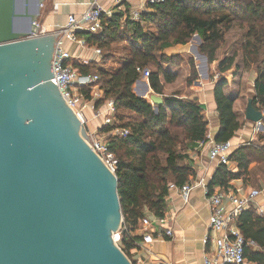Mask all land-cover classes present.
Wrapping results in <instances>:
<instances>
[{
  "label": "trees",
  "instance_id": "obj_1",
  "mask_svg": "<svg viewBox=\"0 0 264 264\" xmlns=\"http://www.w3.org/2000/svg\"><path fill=\"white\" fill-rule=\"evenodd\" d=\"M123 17V13L104 17L100 33H79L90 47L104 53V63L114 59V43L129 41L130 57L123 66L109 72L97 69L93 63L85 66L74 61L73 67L82 74L99 76L104 98L96 102V108L108 100L116 107L114 124L100 130L110 134L109 149L118 161V194L126 228L121 233V249L133 264H138L133 252L143 239L136 235L141 220L148 212L159 218L166 216L171 186L182 188L196 175L185 164L188 151L208 137L209 123L199 101L183 98L181 90L166 93V88L180 78V72L171 67L179 68L185 63V57L170 53L171 49L184 50L198 34L202 40L199 52L209 64L219 61L220 78L215 83L214 97L220 129L215 140L229 142L243 127L246 109L236 108L239 96L227 92L229 82L221 75L240 69L239 57L246 70L252 69L257 74L251 98L257 110H264V0H165L153 6L151 12H143L140 22H133L127 15L123 26ZM129 26L134 29L133 37L128 34ZM231 33L240 35V44H230ZM227 48L233 54L225 53L220 59L219 53ZM188 63L190 75L186 86L190 88L199 80V74L193 57ZM145 71L149 73L153 92L163 96L164 103L157 106V111L133 92L134 84ZM243 84L239 82L240 90ZM83 93L90 100V90L83 89ZM118 128L128 130L129 134L111 135ZM230 161L237 163L238 172L220 165L208 185L211 192L217 187L228 189L233 180L249 175L252 163L264 162V148L255 145L239 148L230 155ZM237 226L246 242L253 241L261 248L253 250L247 246L246 259L264 264V217L250 208L240 214Z\"/></svg>",
  "mask_w": 264,
  "mask_h": 264
},
{
  "label": "water",
  "instance_id": "obj_2",
  "mask_svg": "<svg viewBox=\"0 0 264 264\" xmlns=\"http://www.w3.org/2000/svg\"><path fill=\"white\" fill-rule=\"evenodd\" d=\"M45 1L0 0V264H133L117 176L51 81L62 34L39 35ZM245 118L264 120L252 98Z\"/></svg>",
  "mask_w": 264,
  "mask_h": 264
},
{
  "label": "crops",
  "instance_id": "obj_3",
  "mask_svg": "<svg viewBox=\"0 0 264 264\" xmlns=\"http://www.w3.org/2000/svg\"><path fill=\"white\" fill-rule=\"evenodd\" d=\"M99 4L106 11L115 13H123V26L126 22V17L132 10L138 9L143 12H151L152 8L147 7L146 0H46L40 17V34H52L58 27L64 26L67 23L69 16L79 18L84 14L92 4ZM130 37L134 36L132 26L128 28ZM197 40V44H191ZM201 38L196 34L184 50L171 49L172 54L181 53L185 57V63L177 68L171 67L173 71L180 72V78L174 85H169L166 88V93H173L181 90L183 98H195L204 110V115L209 123L208 136L215 140V137L220 129L219 114L214 97L215 83L204 80L201 68L198 66L197 56H200L206 61L208 70L218 71L219 61L209 65L206 56L199 52ZM66 47L75 56V62L81 65L91 66L93 63L97 69L115 72L120 69L125 61L130 57V42H117L112 45V54L114 59L104 63V53L97 55L95 46L87 49L79 48L75 44L66 42ZM194 57L196 67L199 74V80L192 87L186 86V79L190 75V66L188 59ZM146 72V71H145ZM219 73V72H218ZM257 74L253 70L252 80H250L249 91H247L248 101L253 95L254 81ZM230 86V84H229ZM234 94L227 89V92L233 96H239L236 101V108L243 99V94L246 92L243 88L236 90ZM133 92L140 98L146 99L152 105L150 96L155 94L151 89L149 79L144 75L138 80L133 87ZM249 92V95H248ZM163 98V96H162ZM86 101V100H85ZM154 106V105H153ZM155 111L157 107L154 106ZM247 108V107H246ZM84 113L87 119L88 130H98L104 127V108H98L96 115L89 109L88 105L84 106ZM96 109V105H95ZM264 112V110L262 111ZM103 125V126H102ZM102 126V127H101ZM264 122L254 124L246 120L243 127L235 133L231 142L233 154L239 148L247 145L259 146L264 148ZM210 148L208 145H198L193 150L188 151V158L185 164L190 166L196 173L195 177L190 180L195 187L187 199L183 198L180 188L174 187L170 189L168 197V208L164 218L166 224L155 225L154 242L151 244H138V250L133 252V259L138 264H204V256L206 245L204 240L210 234V217L211 210L205 194V188H208L213 176L217 172L220 165L217 161L210 158ZM232 172H238V165L231 161L228 167ZM174 186V185H173ZM209 189V188H208ZM222 189L217 187L214 189ZM227 192L234 193L240 197L245 196L251 190H259V196L251 203L250 208L254 209L258 215L264 217V162H254L250 166L249 175L242 179L233 180L228 189H223ZM167 230L173 231V237L165 236ZM256 250V249H253ZM247 264H255L247 260Z\"/></svg>",
  "mask_w": 264,
  "mask_h": 264
},
{
  "label": "built area",
  "instance_id": "obj_4",
  "mask_svg": "<svg viewBox=\"0 0 264 264\" xmlns=\"http://www.w3.org/2000/svg\"><path fill=\"white\" fill-rule=\"evenodd\" d=\"M165 0H146L147 7L152 8L155 5L164 3ZM142 11L132 10L128 17L133 22L141 21ZM113 12L106 11L102 6L95 3L82 14L79 18L69 16L67 23L64 26L58 27L52 34L46 35H61L55 42V47L52 56V73L54 78L51 79L59 88L62 97L75 112L76 116L84 125L89 140H86L90 148L97 154L104 165L113 173L116 174L118 161L114 153L109 149V145L99 138L96 131L87 129V119L85 117L83 103L85 95L83 89L94 90V86L99 81L98 75H86L80 73L73 67L75 56L67 49L66 42L75 44L79 48L87 49L89 44L86 39L79 36L80 32L100 33L103 31V18L111 17ZM95 53L101 55L102 51L96 49ZM146 77H149L148 72H144ZM116 115V107L112 100L107 102V115L104 120V126H112ZM129 131L121 129L117 136H127ZM208 145L210 148V158L217 161L219 165L230 166V153L232 151L231 142H217L210 136L206 142L200 143V146ZM175 186H171L174 188ZM192 183H186L180 192L183 198L187 199L194 189ZM205 194L211 210L210 217V234L206 236L204 243L206 252L204 256V264H247L245 249L250 246L256 250H261L257 243L250 241L246 242L241 231L237 226V220L240 214L247 210L251 203L259 196V190H251L245 196L240 197L234 193L227 192L223 189L211 192L207 187ZM166 218H159L148 212L140 222V227L136 235L141 236L142 244H151L154 242L155 225L166 224ZM126 230L124 222L116 236L117 244L121 242V233ZM166 237H173V231L167 230Z\"/></svg>",
  "mask_w": 264,
  "mask_h": 264
},
{
  "label": "rangeland",
  "instance_id": "obj_5",
  "mask_svg": "<svg viewBox=\"0 0 264 264\" xmlns=\"http://www.w3.org/2000/svg\"><path fill=\"white\" fill-rule=\"evenodd\" d=\"M238 34V33H237ZM236 33H231L229 36H228V39L230 41V44H235V45H238L241 43V38H240V35H237ZM191 44H197V40H194ZM235 47V46H234ZM229 48H227V51L226 49L222 50L218 57L221 59L223 58V56L225 55V53H229V54H233V50L228 51ZM194 58V57H193ZM197 64L198 66L201 68V73H202V76L204 78V80L211 82L212 83H216L217 80L220 78V74L218 73V71H215V70H208V67L210 69V66H207L206 64V61L203 60L202 58H200V56H197ZM238 65H240V69H232L230 70L229 72L221 75L222 77L226 78L227 81L229 82L230 86L228 88V90L230 92H233L234 94L237 93L236 90H239V82L242 81L244 84H243V89L246 91L243 95H245V98H243L241 100V102L239 103V105L237 106V109L238 110H245L246 107H247V98L249 96H247V91H249V83H250V80H252V76H253V70L252 69H248L246 70L245 67L243 66V63H242V59L241 57L238 58ZM210 65V64H209ZM94 90L93 91H90V100H86L83 105L86 106L88 105L89 109H91V111H93V114H97L99 113L98 112V108L95 109V105H96V102L99 101V100H102L104 98V90L102 89L101 87V84L98 82L95 86H94ZM242 89V88H241ZM248 95H249V92H248ZM109 101V100H108ZM106 101L104 103V105L101 107V108H104L105 111H104V115H103V118L105 120V117L107 115V102ZM83 106V108H84ZM126 113V112H125ZM123 113V114H125ZM128 115H130L129 113H126ZM127 115V116H128ZM104 122V121H103ZM115 122V119L114 121ZM103 126V125H102ZM101 126V127H102ZM103 128V127H102ZM88 129V128H87ZM115 131H113L111 133V135H117V133L121 130V129H114ZM91 131H96L97 134L99 135V138L101 140H103L104 142H106L107 144H109L110 140V134H107V133H104L103 131H101L100 129L98 130H91ZM262 131V130H261ZM264 132V131H262ZM119 136V135H118ZM117 159V158H116ZM120 232H118L116 234V236L119 234ZM118 246L121 248V244L118 243Z\"/></svg>",
  "mask_w": 264,
  "mask_h": 264
}]
</instances>
